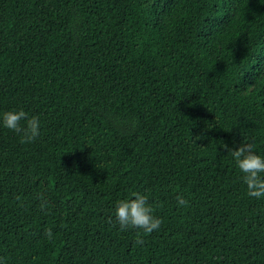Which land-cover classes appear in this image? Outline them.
I'll return each instance as SVG.
<instances>
[{"label": "trees", "instance_id": "16d2710c", "mask_svg": "<svg viewBox=\"0 0 264 264\" xmlns=\"http://www.w3.org/2000/svg\"><path fill=\"white\" fill-rule=\"evenodd\" d=\"M18 110L40 134L0 121V264H264V198L222 147L264 157V0H0ZM132 192L162 220L143 244L107 222Z\"/></svg>", "mask_w": 264, "mask_h": 264}, {"label": "clouds", "instance_id": "9594fccd", "mask_svg": "<svg viewBox=\"0 0 264 264\" xmlns=\"http://www.w3.org/2000/svg\"><path fill=\"white\" fill-rule=\"evenodd\" d=\"M0 121L4 128L21 136V143H31L40 134V120L37 116H29L25 111H6L0 116ZM24 121V125H21ZM201 137H197L200 139ZM228 152L231 153L236 167L242 173V181L246 186V192L249 197L261 199L264 198V157L256 154L252 143H241L235 149H230L228 145L222 144ZM41 199L40 209L47 208V201ZM176 204L179 207H188L189 201L183 196L176 197ZM154 208L149 203L147 195L140 192H132L127 199H121L116 202L112 216L107 220L108 223L115 220L120 231L130 229L140 230L137 232V244H143L140 238V232L144 235L151 234L160 229L162 220L154 215ZM44 236L51 240L53 233L51 229H45Z\"/></svg>", "mask_w": 264, "mask_h": 264}]
</instances>
